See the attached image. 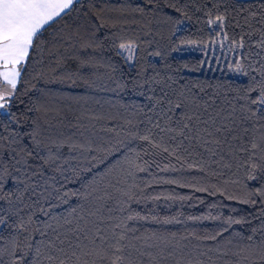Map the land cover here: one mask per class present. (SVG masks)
<instances>
[{
	"label": "snow or ice",
	"instance_id": "1",
	"mask_svg": "<svg viewBox=\"0 0 264 264\" xmlns=\"http://www.w3.org/2000/svg\"><path fill=\"white\" fill-rule=\"evenodd\" d=\"M145 2L153 16L174 26L173 36L184 20L168 16L163 8L191 19L188 5L180 7L177 0ZM196 3L200 6L195 11L204 17L201 31L207 29V35L172 48L199 50L202 58L194 68L185 64L176 69L168 63L157 68L140 55L147 50L139 38L112 42L114 55L135 75L118 79L112 75L117 65L108 62L111 90L130 92L142 102L124 106L129 114L122 116L119 130L105 129L114 136L102 146L95 139V122H114L115 116L40 104L28 106L27 112L39 114L29 122L13 109L25 103L21 96L35 88L33 80L92 87L85 70L105 67L93 55L97 48L92 37L100 28H119V23L104 19L103 9L95 11L83 0H0V264H264V0L247 5L207 0V7L204 0ZM113 11L124 14L122 9ZM133 11L148 15L143 7ZM91 16L100 23H80ZM61 23L65 29L49 35ZM147 57L166 60L159 50L147 51ZM222 61L226 71L239 78L236 83L213 86L182 75L212 69ZM25 84L28 87L19 91ZM101 152L119 156L104 173L85 178ZM146 157L166 163L161 167ZM153 163L162 173L191 175L153 177L154 183L141 187L138 174L149 172ZM154 184L259 206L255 219L260 224L241 238L247 243L236 245L218 238L233 224H251L246 217H229L224 221L228 227L205 236L137 235L129 222L149 217L124 215L131 204L191 199L147 193ZM116 211L120 215H114ZM188 219L218 217L209 213ZM152 222L182 223L179 216L153 217Z\"/></svg>",
	"mask_w": 264,
	"mask_h": 264
},
{
	"label": "trees",
	"instance_id": "2",
	"mask_svg": "<svg viewBox=\"0 0 264 264\" xmlns=\"http://www.w3.org/2000/svg\"><path fill=\"white\" fill-rule=\"evenodd\" d=\"M83 2L88 7H93L95 11H103L104 19L111 18L119 23V28H100L95 36L92 37L96 41L97 51L93 53L95 58L105 67H101L95 70H85V75L88 78V82L92 84V87H87L83 82L79 84L76 88H68L60 84H50L46 85L42 82L32 81L35 84V88L28 92L27 95L21 96V99L25 101L24 104H18L13 111L21 116L22 119H28L29 122L32 118L39 115L38 113H29L27 108L30 105H40L46 104L53 109L62 108L67 110L69 107L75 112L87 111L89 114H100L104 116H115L117 119L114 122L109 120H101L96 123V128L93 130L95 132V139L98 144L104 145V143L113 139L114 134L106 131V128H116L119 130V125L122 123V116L128 115L129 113L125 109V105L132 101L137 103L142 102L140 98L132 95L130 92L118 93L111 90V82L108 79V73L110 69L107 68V63L112 62L117 65L118 71L112 73L116 78L128 80L131 76L135 75L133 69L125 65L122 60L114 55V50L112 49V42L117 41L118 37H123L125 39H136L139 38L140 42L143 44L147 51L159 50L165 53L166 60H161L155 57H147V51L141 52L140 55L145 57L147 61L155 64L157 68L163 66L164 63L172 65L176 69H180L181 65H189L190 67H196L201 60L200 55H176L172 51V48L179 45L180 41L187 40H200L202 37L207 35L208 30L204 29L201 31L203 26V14L196 12L195 8L200 6L196 3V0H177L180 7L188 5V13L191 19H184V17L172 9L163 8V13L174 19H181L184 22L176 30V35L173 36V25L171 23H164L160 16H153L152 9L148 6L145 0H83ZM250 4L252 0H229V4ZM204 6H209L207 0H204ZM137 7L145 8L148 13L147 16H142L138 12L133 10ZM113 9H122L124 14L121 15ZM87 9H82L81 11H86ZM221 11H224V6H221ZM231 13V8H229ZM163 13L161 15H163ZM234 15V13H232ZM239 19V17H237ZM86 20H91L92 24L98 25L99 20L95 16L82 17L80 23H84ZM69 24L72 23L71 19L68 21ZM234 23V21H233ZM75 26V25H74ZM65 29V24H57L52 29H50L49 35L53 32H59ZM93 29L88 27L89 35H91ZM150 31L151 36H146L144 33ZM231 33V29H229ZM48 36H46V39ZM151 42L150 45L148 42ZM91 51V50H90ZM28 73L32 74V68H28ZM25 74H22V78ZM182 75L186 79H195L204 84H211L213 86L217 84L228 85L230 83H236L238 80L227 77L224 74H206L198 72H188L182 71ZM31 79V75L28 76ZM28 85L18 86L19 91H24ZM27 127V125H25ZM67 151V150H65ZM126 151V149H122ZM117 155H105L103 152L97 154V159L93 161L94 167L91 172L84 173L85 178H91L93 175L99 176L100 174L107 171V169L118 159ZM146 159L153 160L160 163L161 167L166 163V161H160L158 157H146ZM149 172L151 175H149ZM149 172L139 173L137 177V183L141 187H145L147 183H154L153 177H172V176H188L189 173H162L159 172L156 164L153 163ZM255 183V182H251ZM69 187H75L70 185ZM147 193L149 194H175V195H188L191 197L188 201H167L159 200L155 202L140 204H131L128 212L124 215L130 213H139L141 216H148V220L130 221L129 226L133 229L138 230L137 235L152 232L161 233H177L179 235H187L189 233L195 232L200 236H205L211 233L222 230L228 227L224 221L229 217L234 219L246 217L251 220V224H233L228 231L224 232V235L218 239L221 242H226L228 240L232 241L233 245L247 243L246 240H242V237H246L251 234V229L253 227H258L260 220L255 219L256 214L259 213V206L252 207L249 205L238 204L235 201H225L221 197L208 196L206 193L193 192L188 188H177L174 185H155L152 188H147ZM200 199L204 200V203H200ZM215 202L216 207H211V204ZM115 202H113V207ZM67 207V206H64ZM64 208L58 209V211H63ZM209 213L218 217V219H210L200 221L189 220L188 217L195 216H207ZM114 215H120L119 211L113 213ZM174 216H179L182 223L179 224H162L153 223L152 218L157 219L171 218ZM259 239V237H257ZM192 243H197L193 241ZM209 244H214V242H209Z\"/></svg>",
	"mask_w": 264,
	"mask_h": 264
},
{
	"label": "rangeland",
	"instance_id": "3",
	"mask_svg": "<svg viewBox=\"0 0 264 264\" xmlns=\"http://www.w3.org/2000/svg\"><path fill=\"white\" fill-rule=\"evenodd\" d=\"M176 55H185V54H192V55H200L202 57V54L199 50H197L195 47H184L182 49V51H179V52H175ZM217 55H219V53H217ZM225 63L226 62H223L220 64V65H213L212 69H209L207 67L201 69L200 71H198V73H206V74H216V73H219V74H224L226 75L227 77H230V78H233V79H237L239 80L238 77H234V76H231L225 69ZM224 69V70H217V69Z\"/></svg>",
	"mask_w": 264,
	"mask_h": 264
}]
</instances>
